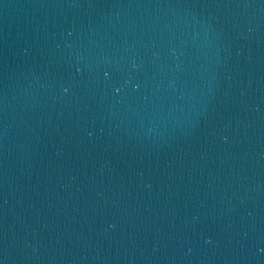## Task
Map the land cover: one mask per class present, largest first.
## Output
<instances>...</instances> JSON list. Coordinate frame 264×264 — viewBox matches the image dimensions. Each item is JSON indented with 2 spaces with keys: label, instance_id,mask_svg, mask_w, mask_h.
Here are the masks:
<instances>
[{
  "label": "water",
  "instance_id": "1",
  "mask_svg": "<svg viewBox=\"0 0 264 264\" xmlns=\"http://www.w3.org/2000/svg\"><path fill=\"white\" fill-rule=\"evenodd\" d=\"M0 264H264V0H0Z\"/></svg>",
  "mask_w": 264,
  "mask_h": 264
}]
</instances>
